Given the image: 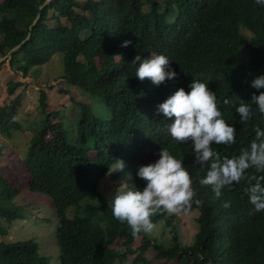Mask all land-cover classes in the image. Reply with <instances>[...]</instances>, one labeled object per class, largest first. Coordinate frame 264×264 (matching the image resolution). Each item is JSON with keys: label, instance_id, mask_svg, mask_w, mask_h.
Listing matches in <instances>:
<instances>
[{"label": "trees", "instance_id": "1", "mask_svg": "<svg viewBox=\"0 0 264 264\" xmlns=\"http://www.w3.org/2000/svg\"><path fill=\"white\" fill-rule=\"evenodd\" d=\"M42 1L0 0V56L26 36ZM123 40L131 43L122 47ZM241 51L248 54L246 61H239ZM155 53L166 55L176 72L173 79L165 78L158 85L132 74L133 55ZM56 54L63 64L60 79L101 98L109 112L108 119H100L89 104L77 101V128L90 139L93 155L68 142L62 124L53 120L60 109L45 113L29 139L23 160L29 175L27 188L50 198L57 220L58 264H149L143 256L149 247L155 258L173 264H264V211L249 215L252 205L245 188L250 181L245 177L234 182L215 197L209 186L199 183L205 170L193 165L190 144L170 138L171 117L162 118L155 107L176 87L187 91L192 78L203 80L235 129L232 145L213 147L225 156L246 149L253 126L264 127V120L253 108L250 120L242 124L232 108L220 101L227 97L238 103V98L247 100L260 91L251 88L249 81L264 73V7L254 0H51L8 66L25 75L31 65L45 64ZM17 85L9 83L8 92ZM38 94L45 110L47 95L43 89ZM17 105V98L0 104V132L10 135V130L20 127L15 119ZM147 147L156 157L159 147L167 148L181 157L189 171L194 196L182 209L197 210L198 225L190 245L177 243L172 214L165 216L172 245L163 246L143 232L133 236L125 223L111 216L97 191L113 158L132 161ZM246 173L264 175L252 169ZM132 182L138 188L144 183L135 177V170ZM19 193L20 188L0 173V235L23 216L14 202ZM224 201L228 207L222 206ZM70 207L71 217L66 215ZM165 213L157 210L151 222ZM0 264L49 262L38 253L37 243L26 239L0 241Z\"/></svg>", "mask_w": 264, "mask_h": 264}, {"label": "clouds", "instance_id": "2", "mask_svg": "<svg viewBox=\"0 0 264 264\" xmlns=\"http://www.w3.org/2000/svg\"><path fill=\"white\" fill-rule=\"evenodd\" d=\"M254 3L264 7V0H254ZM130 43L123 40L121 46L126 47ZM131 62L135 65L132 74L139 80L148 78L153 85L176 76L169 66V58L162 53L147 57L135 54ZM249 85L260 91L250 94L247 100L238 98V103L227 97L220 101L232 108L242 124L250 120L253 108L264 120V90H261L264 89V73L254 76ZM155 107L162 118L171 117L167 123L170 138L177 143L190 144L193 165L205 170L199 180L201 185L209 186L213 195L220 197L234 182L239 183L246 177L250 183L245 193L248 203L252 205L249 215L264 211V175L246 173L248 169L264 173V127L253 126V139L238 154L225 156L218 153L213 145H232L235 129L223 117L216 94L200 79L192 78L187 91L183 87H176ZM124 168V161L120 158H113L107 167L108 173L123 172V176L107 193L105 202L110 207L111 216L125 223L133 236L140 232H152L150 217L157 210L174 214L188 205L194 196L187 167L182 164L181 157L172 155L165 147L158 148L154 161L136 167L135 177L144 181L142 187L138 188L132 182V174L123 171ZM222 206L228 207V201H224Z\"/></svg>", "mask_w": 264, "mask_h": 264}, {"label": "rangeland", "instance_id": "3", "mask_svg": "<svg viewBox=\"0 0 264 264\" xmlns=\"http://www.w3.org/2000/svg\"><path fill=\"white\" fill-rule=\"evenodd\" d=\"M238 58L239 61H246L248 54L246 51H241ZM62 70L63 64L60 54L54 55L45 64L31 65L25 75L21 70H11L8 62L0 63V104L4 105L13 98L18 99L15 119L20 126L10 130V135L0 132V173L10 183L20 188V193L15 197L14 202L20 206L23 213L22 217L14 219L7 225V234L0 235V241L33 239L38 245V253L44 256L49 264H58L57 220L50 198L44 194L30 192L27 188L29 175L23 160L29 139L40 128V119L45 113L60 109L58 116L53 120L62 124L68 142L85 148L90 155H93L94 150L90 139L80 134L77 128L76 122L79 117L77 101L89 104L96 117L100 119L109 118L108 109L102 99L68 86L59 77ZM15 82H18V85L14 91L8 92V84ZM40 89H43L47 95L45 110L39 104L38 92ZM105 113L106 115H104ZM156 158L152 149L147 147L134 160L124 162L123 171L132 174L138 165L154 161ZM114 175L116 178L113 179L112 176ZM122 176L123 172H107L98 181L97 191L105 198ZM72 214L73 208L70 207L66 210V215L71 217ZM167 215L170 214L166 212L164 216L155 220L151 233H144L147 238L160 242L166 247L172 245V233L165 224V216ZM172 215L177 243L180 246L192 244L198 228L196 223L197 210L185 212L181 207ZM137 241L138 239L134 243L137 244ZM114 248L119 247L114 246ZM154 254L155 252L150 247L143 252V256L149 260V264H173L172 261L155 258ZM129 256L131 257V254Z\"/></svg>", "mask_w": 264, "mask_h": 264}, {"label": "water", "instance_id": "4", "mask_svg": "<svg viewBox=\"0 0 264 264\" xmlns=\"http://www.w3.org/2000/svg\"><path fill=\"white\" fill-rule=\"evenodd\" d=\"M51 0H43L39 5H38V11L36 13V15L34 16V18L32 19L31 23L29 24L28 26V32L26 34V36L16 45L12 46L5 54L1 55L0 56V63H3V62H8L12 53L14 51H16L23 42H25L29 36H30V31L32 29V27L34 26V24L37 22V20L39 19L40 17V10L50 2Z\"/></svg>", "mask_w": 264, "mask_h": 264}]
</instances>
